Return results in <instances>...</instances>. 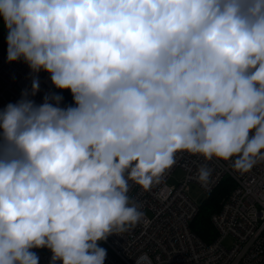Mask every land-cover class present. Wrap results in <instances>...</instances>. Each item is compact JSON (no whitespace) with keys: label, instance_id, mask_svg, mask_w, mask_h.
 <instances>
[{"label":"clouds","instance_id":"obj_1","mask_svg":"<svg viewBox=\"0 0 264 264\" xmlns=\"http://www.w3.org/2000/svg\"><path fill=\"white\" fill-rule=\"evenodd\" d=\"M8 61L46 71L0 110V264H103L179 151L264 162V0H0ZM201 164L196 179L210 182ZM136 264H150L147 254Z\"/></svg>","mask_w":264,"mask_h":264},{"label":"built area","instance_id":"obj_2","mask_svg":"<svg viewBox=\"0 0 264 264\" xmlns=\"http://www.w3.org/2000/svg\"><path fill=\"white\" fill-rule=\"evenodd\" d=\"M33 75L39 79L37 92L29 97L35 103H42L46 94L58 93L49 73L33 74L23 60L8 61L6 49L0 50V110L31 88ZM60 106L67 104L61 100ZM201 164L211 168L207 185L196 179ZM177 168L184 177L177 185H169L167 180ZM223 177L230 178L234 186L212 213L216 235L205 242L190 227L198 211V202L189 194L190 184L209 193ZM128 195L139 204L143 216L124 233H111L97 241L106 249L103 264H136L141 254H147L150 264H264V162L242 174L233 169L231 160L205 161L199 154L179 151L159 184L144 190L130 181ZM226 237L232 239L228 245L223 243ZM39 248L30 249L39 257L38 264H50L52 252L42 253Z\"/></svg>","mask_w":264,"mask_h":264},{"label":"trees","instance_id":"obj_3","mask_svg":"<svg viewBox=\"0 0 264 264\" xmlns=\"http://www.w3.org/2000/svg\"><path fill=\"white\" fill-rule=\"evenodd\" d=\"M5 35V30H0V50L7 48ZM58 94L63 97L62 100L66 103L72 99V94L68 89H58ZM233 186V181L230 178L223 177L213 191L204 193L206 196L200 204L198 203V211L193 217L190 227L205 242L214 239L216 231L211 222V215L219 209Z\"/></svg>","mask_w":264,"mask_h":264},{"label":"rangeland","instance_id":"obj_4","mask_svg":"<svg viewBox=\"0 0 264 264\" xmlns=\"http://www.w3.org/2000/svg\"><path fill=\"white\" fill-rule=\"evenodd\" d=\"M0 30H4L2 23H0ZM72 103H73L72 99L69 100L68 104L70 105ZM183 177H184V172L180 168H177L172 172V174L170 175V177L167 180V183L169 185H177L180 182V180H182ZM189 194H190V197L192 199L196 200L199 204L202 202L203 198L206 196V194H204L201 191V189L195 184H190ZM148 215H151V214L149 213ZM231 241H232V239L230 237H226L223 240V243L228 245V244H230ZM39 249L42 253L51 252V250L46 248V247H40Z\"/></svg>","mask_w":264,"mask_h":264},{"label":"bare ground","instance_id":"obj_5","mask_svg":"<svg viewBox=\"0 0 264 264\" xmlns=\"http://www.w3.org/2000/svg\"><path fill=\"white\" fill-rule=\"evenodd\" d=\"M62 101H64V100H62ZM65 102V101H64ZM66 103V102H65ZM67 105H69L68 103H66ZM212 222V221H211ZM214 226V225H213ZM215 228V227H214ZM215 231H216V229H215Z\"/></svg>","mask_w":264,"mask_h":264}]
</instances>
